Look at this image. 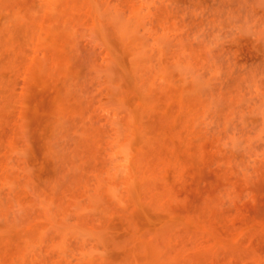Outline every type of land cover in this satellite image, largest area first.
Returning a JSON list of instances; mask_svg holds the SVG:
<instances>
[{
  "label": "rangeland",
  "instance_id": "obj_1",
  "mask_svg": "<svg viewBox=\"0 0 264 264\" xmlns=\"http://www.w3.org/2000/svg\"><path fill=\"white\" fill-rule=\"evenodd\" d=\"M0 264H264V0H0Z\"/></svg>",
  "mask_w": 264,
  "mask_h": 264
}]
</instances>
